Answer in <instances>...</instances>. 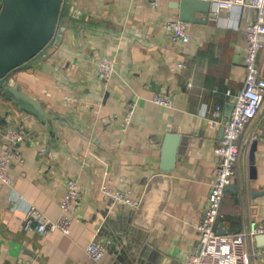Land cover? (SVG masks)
<instances>
[{
  "label": "crops",
  "instance_id": "1",
  "mask_svg": "<svg viewBox=\"0 0 264 264\" xmlns=\"http://www.w3.org/2000/svg\"><path fill=\"white\" fill-rule=\"evenodd\" d=\"M178 0H68L56 46L37 63L13 74L10 83L50 114L44 122L0 95V156L7 130L21 131V161L0 187V264H186L199 249L197 225L208 207L216 175L215 147L245 77L244 29L249 8L217 11L206 24L188 23V43H174L166 24L178 20ZM205 14L196 13L204 19ZM102 57L115 60L106 88L97 73ZM185 62L180 69L176 65ZM262 71L264 54L261 59ZM230 92V93H228ZM156 93L174 108L153 104ZM136 102L123 128L127 107ZM221 108L216 115V107ZM264 100L243 132L234 166L237 194L226 191L218 222L232 235L254 220L264 225ZM179 134L175 170L156 179L162 145ZM76 179L80 197L71 233L41 235L27 228L31 204L57 220L65 184ZM126 189L138 208L115 204L102 187ZM106 246L99 263L85 253L90 242ZM252 264H264V246L247 239Z\"/></svg>",
  "mask_w": 264,
  "mask_h": 264
},
{
  "label": "built area",
  "instance_id": "2",
  "mask_svg": "<svg viewBox=\"0 0 264 264\" xmlns=\"http://www.w3.org/2000/svg\"><path fill=\"white\" fill-rule=\"evenodd\" d=\"M213 9L217 11L249 8L255 16L246 24L244 35L245 47V77L242 89L233 100V110L228 120H211L214 128L223 127L221 141L214 149L217 156V171L211 184L208 207L197 225L199 249L190 254L186 264H252V254L245 247L247 239L254 240L257 235L264 234V225L256 221L250 223L248 229L232 235L217 233L218 222L224 219L222 204L226 188L234 178V166L239 156V142L245 129L258 116L264 100V76L261 59L264 54V0H209ZM153 7H157L160 0H150ZM166 30L174 43H188L190 36L187 24L180 20H171L166 24ZM182 69L185 62L176 65ZM116 71L115 60L102 57L97 61V73L102 84L107 88ZM230 93V92H228ZM151 102L157 106L174 108V102L168 94L156 93ZM137 107L136 102L128 105L124 115L123 128L127 130ZM221 108L216 107V115H220ZM24 135L21 131L7 130L4 133L5 146L0 156V187L12 186L13 179L9 172V165L13 161H21L19 143ZM264 142V130L255 137ZM103 193L115 204L138 208L141 199L126 189H111L102 187ZM80 185L76 179H70L65 184V193L60 202L61 214L57 220L47 218L36 206L30 205L26 211L27 228L35 227L36 232L47 235L59 232L68 236L74 221L73 208L80 197ZM106 246L93 240L86 246L85 253L94 262L99 263L106 254Z\"/></svg>",
  "mask_w": 264,
  "mask_h": 264
},
{
  "label": "water",
  "instance_id": "3",
  "mask_svg": "<svg viewBox=\"0 0 264 264\" xmlns=\"http://www.w3.org/2000/svg\"><path fill=\"white\" fill-rule=\"evenodd\" d=\"M67 1L0 0V95L42 122L50 118V114L45 112L39 101L12 85L10 79L15 72L37 63L56 46L61 29L66 25L64 12ZM172 6L179 10L178 20L186 24H206L216 15L209 0H178ZM196 13L205 14L206 17L196 18ZM262 72L264 76V66ZM233 107L228 112L229 118ZM223 133L222 127L221 139ZM180 140L179 134L166 135L159 167L161 174L156 179L162 180L163 175L175 170ZM226 191L237 194L236 184L228 186ZM263 193L252 192V197ZM218 232L228 234L222 225H219ZM255 240L264 246V234L257 235Z\"/></svg>",
  "mask_w": 264,
  "mask_h": 264
}]
</instances>
